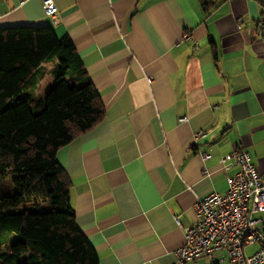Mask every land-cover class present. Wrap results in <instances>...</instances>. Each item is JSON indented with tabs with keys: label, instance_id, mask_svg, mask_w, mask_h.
I'll list each match as a JSON object with an SVG mask.
<instances>
[{
	"label": "crops",
	"instance_id": "crops-1",
	"mask_svg": "<svg viewBox=\"0 0 264 264\" xmlns=\"http://www.w3.org/2000/svg\"><path fill=\"white\" fill-rule=\"evenodd\" d=\"M54 2L55 20L44 0H0V27L52 25L68 34L106 107L100 122L56 154L72 183L77 225L99 264H178L175 250L196 220V202L227 192L239 168L224 169L221 158L245 149L264 177V6ZM46 64L38 91L56 61ZM198 132L207 134L193 145ZM183 264L224 263L203 256Z\"/></svg>",
	"mask_w": 264,
	"mask_h": 264
},
{
	"label": "trees",
	"instance_id": "trees-1",
	"mask_svg": "<svg viewBox=\"0 0 264 264\" xmlns=\"http://www.w3.org/2000/svg\"><path fill=\"white\" fill-rule=\"evenodd\" d=\"M52 60L57 82L38 97V69ZM105 114L68 34L52 25L0 27V264H99L56 154Z\"/></svg>",
	"mask_w": 264,
	"mask_h": 264
},
{
	"label": "built area",
	"instance_id": "built-area-1",
	"mask_svg": "<svg viewBox=\"0 0 264 264\" xmlns=\"http://www.w3.org/2000/svg\"><path fill=\"white\" fill-rule=\"evenodd\" d=\"M264 6V0H257ZM46 12L55 20L58 8L54 0H44ZM264 39V27L261 30ZM188 40L190 33L184 34ZM150 82L154 80L149 77ZM183 116L180 121H185ZM207 132H198L193 145ZM203 159L210 154H201ZM224 169L238 165L228 176L227 192L214 191L200 197L195 205L196 220L184 227L185 241L175 250L176 262L195 261L207 257L213 263L264 264V177L258 173L249 151L235 149L221 158ZM207 172V171H206ZM180 224V218L175 217ZM258 248L248 253L250 245Z\"/></svg>",
	"mask_w": 264,
	"mask_h": 264
},
{
	"label": "rangeland",
	"instance_id": "rangeland-1",
	"mask_svg": "<svg viewBox=\"0 0 264 264\" xmlns=\"http://www.w3.org/2000/svg\"><path fill=\"white\" fill-rule=\"evenodd\" d=\"M56 60L48 61L47 62V67L51 65V63L55 62ZM56 79L54 78L53 75H47L45 82L43 83L42 88L37 92L38 96H43L46 92H49V90L56 84ZM49 84V85H48ZM254 246H251L248 248V251L252 250Z\"/></svg>",
	"mask_w": 264,
	"mask_h": 264
}]
</instances>
